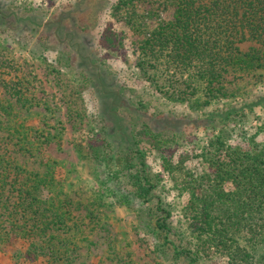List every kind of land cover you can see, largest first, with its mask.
<instances>
[{
    "label": "rangeland",
    "instance_id": "rangeland-1",
    "mask_svg": "<svg viewBox=\"0 0 264 264\" xmlns=\"http://www.w3.org/2000/svg\"><path fill=\"white\" fill-rule=\"evenodd\" d=\"M80 1L0 0V106H12L7 113L0 109V183L13 202L16 193L9 192L3 168L32 172L52 212L67 225L39 232L33 240L45 249L30 248L0 208L6 213L0 264H185L156 230L158 207L170 213L171 241L186 243L197 263L232 264L205 230L210 219L224 215L214 200L230 206L229 193L249 185L239 170L264 160V61L257 70L226 75L223 90L206 103L194 72L178 71L172 81L176 69L165 54L151 56L142 48L145 32L172 17L169 1ZM81 13L94 16L86 41L76 35L64 46L53 35L46 39L43 28L17 22L34 16L46 23L64 14L69 24ZM251 47L260 45H240L244 52ZM91 62L102 72L98 77ZM101 75L125 103L98 96ZM2 81L23 93L25 106L15 103ZM145 124L154 137L143 135ZM93 141L107 143L98 150L114 155V165L107 158L97 171L89 155ZM138 151L137 161L155 185L147 202L137 199L126 171L113 176L109 169L117 171V159L125 164ZM46 175L50 183L43 181ZM247 240L241 243L249 245ZM258 248L261 262L254 264H264V240Z\"/></svg>",
    "mask_w": 264,
    "mask_h": 264
},
{
    "label": "trees",
    "instance_id": "trees-1",
    "mask_svg": "<svg viewBox=\"0 0 264 264\" xmlns=\"http://www.w3.org/2000/svg\"><path fill=\"white\" fill-rule=\"evenodd\" d=\"M166 1H169L173 8L172 17L153 27L150 32L146 31L141 45L151 56L159 53L165 54V57L169 59L167 61L169 68L176 69L172 81L178 76V71L194 72L193 75L198 78L197 82L204 85L203 90L208 99L206 103H210L212 99L210 96L213 97L215 92L223 90L222 84L226 75L231 72L253 71L263 66L264 56L261 48L264 47V0ZM84 3L85 1H80L81 6ZM81 14L82 16L76 17L75 21L71 19L69 24L64 22L67 17L64 14L46 23L44 21L39 23L34 16L20 17L17 22H29L36 31L43 28L45 36H42L47 39L49 35H53L56 42L64 46L65 43L71 42L76 35L85 38L86 41V36L91 31L90 27L94 24V16ZM71 27H73L72 30ZM50 29L54 31L49 32ZM246 42L256 43L260 45V48L251 47L248 52H244L240 45ZM86 59L87 57L84 58V60ZM91 65L93 69L97 70L98 77L102 72L93 62ZM99 80L102 82L97 85L100 98H114L117 105L120 102L121 104L125 103L112 83L106 84L102 75ZM2 84L10 96L15 99L16 104L25 106L27 100L21 91L7 89L5 81H2ZM11 108L12 106H0V109L6 113ZM110 129L119 130L117 126H112ZM152 132L153 128L146 126L143 135L154 137ZM114 136L122 135L117 133ZM124 137L126 141L130 142L128 136L124 135ZM99 144L93 141L90 146L94 148L89 150V155L98 165V172H100L99 166L105 165L107 158L108 163L113 165L115 161L111 158H115L114 155L109 154L108 157L98 150L107 143L103 141L101 146ZM111 152L114 153V151ZM235 152L237 150L234 151V156ZM132 155L133 157L127 158L125 164L121 160H116L115 165L119 168L117 171L113 166H109V169H113V176H118L126 171L127 174L123 176L128 179L137 199L147 202L155 185L146 176L144 163L142 165L141 162L140 165L137 161L139 157L142 158V152H134ZM117 156L120 157L119 154ZM246 157L252 160L249 158L252 157L251 155L248 154ZM10 166L13 165L10 164ZM3 170L5 184L11 186L9 192L16 193V200L12 202V197L4 194L6 187L0 183V208L5 209L8 213L7 218L14 222L13 232L16 233V237L29 239L30 248L43 249L44 247L37 246L33 239L39 237V232L47 231L48 228L54 229L57 224L62 223L63 227L67 228L65 221L61 215L52 212L49 201L44 195V189L39 188L41 179L20 167L13 169L4 167ZM232 173L235 175L237 169ZM238 174L241 179L247 180L249 185L242 186L243 190L229 193V196L232 194L234 198H238H231L230 206L228 204H220V206L217 203L219 200H214L213 205L216 206L218 214L224 215L220 220L218 217H214L213 222L210 219L205 233L211 232L210 242L227 255L230 263L254 264L261 262L257 253L259 245L264 240V160L256 159L252 163H246ZM47 178L50 183L51 175H46L43 181L46 182ZM219 193L222 194L220 191ZM158 211L162 215L156 217L155 225L164 244L182 256L187 262L185 264H200L197 263L198 255L191 252L186 243L181 241L180 244H175L171 241L173 227L168 221L170 213L161 207H158ZM4 217H6V213H0V219ZM40 224L42 226H38ZM28 225L30 227L26 229ZM244 232L247 234L245 237ZM242 238L248 239L249 245L242 244ZM52 260L54 261V257L50 258L49 263H53ZM262 260L264 261V259Z\"/></svg>",
    "mask_w": 264,
    "mask_h": 264
}]
</instances>
